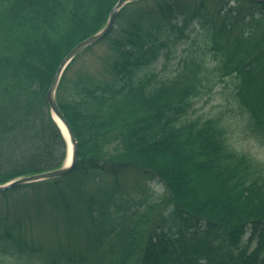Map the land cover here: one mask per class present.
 Here are the masks:
<instances>
[{
    "label": "trees",
    "instance_id": "trees-1",
    "mask_svg": "<svg viewBox=\"0 0 264 264\" xmlns=\"http://www.w3.org/2000/svg\"><path fill=\"white\" fill-rule=\"evenodd\" d=\"M118 1L0 0V185L64 165L47 94ZM218 83L235 108H196ZM56 100L77 165L0 193V264H264V158L232 141L242 115L264 151V2L127 4Z\"/></svg>",
    "mask_w": 264,
    "mask_h": 264
},
{
    "label": "water",
    "instance_id": "water-1",
    "mask_svg": "<svg viewBox=\"0 0 264 264\" xmlns=\"http://www.w3.org/2000/svg\"><path fill=\"white\" fill-rule=\"evenodd\" d=\"M136 1H140V0H119L117 4L114 6V8L112 9L110 16H109V20L106 26L104 27V29L100 31L99 33L91 36L90 38L84 40L83 42L79 43L75 48H73L71 52L61 62L57 70L53 83L48 91L47 100L49 102L53 117L58 123L61 129V132L67 141L68 151H67V158H66L65 164L59 169H55L49 172H45V173H41V174H37L33 176L17 178L6 184L0 185V193L6 192L12 188L22 186V185L34 184L38 182L52 180L55 178H61L73 172V170L75 169L77 165L79 148H78V143L74 136L71 126L69 122L66 120V118L64 117V115L61 113L58 107V104H57L56 93H57L60 81L62 79V76L65 70L74 60V58H76V56H78V54H80L86 48L104 39L109 34V32L112 30L115 20L117 18L118 12L123 7H125L127 4H130ZM249 1L264 2V0H249Z\"/></svg>",
    "mask_w": 264,
    "mask_h": 264
},
{
    "label": "rangeland",
    "instance_id": "rangeland-1",
    "mask_svg": "<svg viewBox=\"0 0 264 264\" xmlns=\"http://www.w3.org/2000/svg\"><path fill=\"white\" fill-rule=\"evenodd\" d=\"M99 46V45H98ZM98 46H96L94 49L97 50ZM177 60H172L170 63V68L168 71H170L173 66H177ZM211 95H205V97H201L197 99L196 102V108H204V111H216V112H221L223 108L227 109H234L235 104H234V98H233V91L232 87H228L227 84L225 85L224 83H218ZM214 112V113H216ZM238 114V113H237ZM243 116H239V120H236L237 122L234 123L236 126V133H237V138L232 141L237 143L238 148H244L248 152L250 151L251 153L258 155L262 159L264 158V151L261 150V148L258 147V144L252 143L249 140H251L250 137H246L250 132L247 130L246 127H242V120ZM246 126V125H245ZM246 133V134H245ZM242 139L241 142H239ZM134 177V176H133ZM135 178V177H134ZM130 183L132 182V179L129 181ZM140 182V181H138ZM128 182H126L127 184ZM146 183V184H145ZM148 186L150 191H154L157 194H161L163 192V188L161 184L157 180H150L145 182L144 180L141 181L140 186L145 188V186ZM133 192H140L139 189L134 190Z\"/></svg>",
    "mask_w": 264,
    "mask_h": 264
}]
</instances>
